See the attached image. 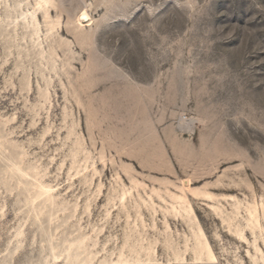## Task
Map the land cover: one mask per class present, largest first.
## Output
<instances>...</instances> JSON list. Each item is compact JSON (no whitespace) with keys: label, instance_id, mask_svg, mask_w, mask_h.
<instances>
[{"label":"rangeland","instance_id":"1","mask_svg":"<svg viewBox=\"0 0 264 264\" xmlns=\"http://www.w3.org/2000/svg\"><path fill=\"white\" fill-rule=\"evenodd\" d=\"M15 7L0 6L3 155L19 146L71 211L37 219L0 156V264L44 262L56 224V243L96 242L92 262L56 264H212L177 260L196 244L189 206L216 264H264V0H54L39 40L7 25Z\"/></svg>","mask_w":264,"mask_h":264},{"label":"bare ground","instance_id":"2","mask_svg":"<svg viewBox=\"0 0 264 264\" xmlns=\"http://www.w3.org/2000/svg\"><path fill=\"white\" fill-rule=\"evenodd\" d=\"M10 1L11 0H0V6L2 3H4L8 7L10 6ZM14 1L16 3V7L14 9V13L10 11L7 13V25H12L13 28L16 29L20 25H23V27L27 28L32 24V29L30 30L31 38L37 36L39 40V21L36 13L38 10H42L43 14L46 16L49 13L48 6L50 4L53 5L54 0H36V7L34 8V12L23 9L21 0ZM85 17H88L87 12L83 13V16L78 19V24L82 25V18ZM0 18H2L1 13ZM67 30L70 31V29ZM7 142V138H5L4 140H0V156L2 157V159L7 160L6 162L8 167L4 173H11L18 180V186L24 189L26 196L25 204L28 207V211H33L35 217L39 220H41V216L46 211L49 224L54 223V220L57 218L60 212L66 213V211H71V206L67 202L58 201V196L55 194L56 190L51 185L43 181L44 176L38 168L26 167L24 165V151L19 146L14 150H8L9 156L3 155V153L8 149L6 146ZM182 191L184 195L178 196V198L184 202L187 200V192L196 193L194 188H192L189 183L185 184L182 187ZM205 195L207 197L212 196L209 192H206ZM123 203H125V201ZM73 208L75 209L76 205H73ZM188 210L193 214V219L195 220L197 226L196 229H193V233L196 238V244L194 245V247L188 245L185 251L176 254L177 260H181L184 257L185 253L191 250L195 252L196 255L200 258L204 256L212 264H216L217 256L206 236L205 231L198 222L197 216L194 213L192 206H189V208H187V211ZM249 214L251 216L252 228L259 227L261 224L256 214L250 210ZM69 217H71V213L68 215V218ZM60 226L61 224H56L54 227H51L50 229L44 231V234L47 235L46 242L49 245V256H47L45 258V261L41 264H56V261L61 258H65L66 262H92L96 257V254L91 250V247L96 245L93 237L86 234H80L75 237L72 236L71 233H69L56 243L55 240H57L58 238L57 231ZM22 234L23 232L19 231L17 233V237L19 238L20 236H22ZM90 241H93L92 244H90ZM129 248L132 253L137 251L134 246H129ZM147 253H151V251L148 250ZM73 255H75L77 258L74 259L72 257ZM49 257L53 260V262L48 259ZM120 258H122V254L120 255Z\"/></svg>","mask_w":264,"mask_h":264}]
</instances>
